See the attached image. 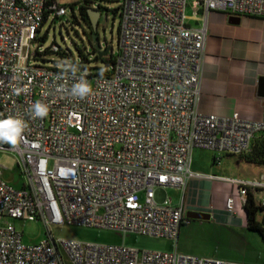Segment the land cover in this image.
Instances as JSON below:
<instances>
[{"label":"built area","instance_id":"built-area-1","mask_svg":"<svg viewBox=\"0 0 264 264\" xmlns=\"http://www.w3.org/2000/svg\"><path fill=\"white\" fill-rule=\"evenodd\" d=\"M189 1L205 14L264 17V0H120L118 53L111 73L101 75L84 72L82 62L67 69L30 62L44 13L50 11L51 19L66 15L56 0H0V119L15 117L26 125L14 146L0 143V152L18 153L24 179L20 188L11 186L0 165V264H65L64 256L69 264H243L55 240L49 230L93 227L176 246L191 210L171 204L166 189H184L199 177L235 185L241 210L248 192L258 191L257 205L264 208V177L233 179L191 169L194 149L248 153L264 121L200 111L207 34L205 27L187 25ZM81 80L91 88L83 98L72 94ZM37 102L47 106L44 118H32ZM225 207L236 212L232 195ZM7 218L40 221L48 237L24 245Z\"/></svg>","mask_w":264,"mask_h":264},{"label":"crops","instance_id":"crops-1","mask_svg":"<svg viewBox=\"0 0 264 264\" xmlns=\"http://www.w3.org/2000/svg\"><path fill=\"white\" fill-rule=\"evenodd\" d=\"M190 10L189 14L185 13L187 25L191 28L205 27L207 34L200 111L220 117H230L236 113L244 120L264 121V17L230 16L216 11L205 14L202 6L194 10L192 3ZM259 138L260 133H257L252 141ZM196 150L202 149H194L192 155ZM215 153L210 164L199 166L192 161V171L233 179L264 177V163L251 162L243 155ZM175 190H181L182 196L179 202L168 197L171 204L178 206L183 203L191 211L207 213L212 223L220 227L247 228L246 216L241 210L242 201L235 185L199 177L187 180L184 189ZM229 195L234 197L236 212L233 213L227 212L225 207ZM257 195L260 197L258 191L254 192V199ZM255 202L257 204L259 200ZM258 221L264 223V212L259 214ZM189 224L180 227L175 249L179 253L196 256L186 240Z\"/></svg>","mask_w":264,"mask_h":264},{"label":"rangeland","instance_id":"rangeland-1","mask_svg":"<svg viewBox=\"0 0 264 264\" xmlns=\"http://www.w3.org/2000/svg\"><path fill=\"white\" fill-rule=\"evenodd\" d=\"M85 1L93 2L91 6L93 4L100 6L98 10L100 17L95 32L80 17L79 8ZM56 3L65 7L66 15L56 18L54 22L48 20L43 24L38 33L39 39L30 43V62L67 69L69 65L83 60V65L87 66L84 70L86 73L109 70L111 57H116L118 53L120 18L117 12L121 4L120 0H56ZM189 5L185 10L186 14L191 12V1ZM94 34L97 35L102 50L110 47L108 55L104 56L103 59H96L97 55L92 41ZM53 43L60 48L59 53L48 51ZM41 51H47L43 55L44 59L34 58L35 53ZM64 52H67V55H64ZM78 66L80 65L78 64ZM78 71L82 70L79 69ZM214 153L196 150L192 155V161L199 166L208 162L210 164ZM18 159L20 160V157L16 152H0V165L6 168L3 171V179L15 188H20L24 182L17 166ZM166 192L174 202L180 201L181 190L168 188ZM255 200H260V197L257 195ZM6 220L18 233H21V242L24 245H35L48 237L47 228L40 221L12 220L9 218ZM0 225H3V222ZM189 225L191 226L189 234L186 235V240L196 256L243 264H264V238L258 232L250 231L244 227H220L213 224L211 220L206 222L191 221ZM189 225L185 226V229ZM49 230L55 240L75 239L97 244L123 245L141 251L163 253L176 251L173 242L164 238L135 234L123 235L107 229L75 225L50 226ZM64 260L65 264H69L65 256Z\"/></svg>","mask_w":264,"mask_h":264},{"label":"trees","instance_id":"trees-1","mask_svg":"<svg viewBox=\"0 0 264 264\" xmlns=\"http://www.w3.org/2000/svg\"><path fill=\"white\" fill-rule=\"evenodd\" d=\"M85 3L91 6V3L93 2L85 1ZM88 8H91V7L80 5L79 13H80L81 19L84 20L89 26V28L92 30L90 20L88 17V13H87ZM99 8L100 6H98L96 10H99ZM49 16H50V11L47 10L43 15V21L41 23L40 30L46 21L50 20L51 22H54L56 18H60V17H54L53 19H51ZM40 30L38 32H40ZM36 39H39V38L37 37ZM52 45H55V43H53ZM48 51L53 52L50 48ZM46 52L47 51L36 52L34 58L38 57V58L44 59L43 55ZM59 52H60V48L58 47V51L54 53H59ZM64 55H67V52L66 53L64 52ZM96 59H103V57L99 58L97 56ZM84 60L87 61L85 58ZM114 60H115V57L112 56L110 60V67H112V65L114 64ZM80 62L83 63V60H81ZM77 64L78 63L76 62L73 65H69L68 68H75ZM35 65L39 67H48V66H43V65H38V64H35ZM48 68H59V67H48ZM97 73L101 75H107V74H110L111 72L108 70H101L100 72H97ZM243 156L251 162H254L257 164L264 163V132H260V138L257 139V141L255 142L252 141L249 152L244 154ZM243 211L246 216L247 229L253 232H258L262 236V238H264V227H262V224L258 221V216L261 212H264V208L256 204L254 196L251 192H248L246 202L243 206Z\"/></svg>","mask_w":264,"mask_h":264},{"label":"clouds","instance_id":"clouds-1","mask_svg":"<svg viewBox=\"0 0 264 264\" xmlns=\"http://www.w3.org/2000/svg\"><path fill=\"white\" fill-rule=\"evenodd\" d=\"M90 91V86L84 80H81L72 88V94L81 98L87 96ZM47 111V106L37 102L31 108L32 118H44L47 115ZM25 127L24 121L19 118L8 117L0 119V143L14 146L22 136Z\"/></svg>","mask_w":264,"mask_h":264},{"label":"water","instance_id":"water-1","mask_svg":"<svg viewBox=\"0 0 264 264\" xmlns=\"http://www.w3.org/2000/svg\"><path fill=\"white\" fill-rule=\"evenodd\" d=\"M83 5L87 6L86 3H84ZM87 13H88V17H89L90 24L92 27V31L95 32L97 29V24H98V20L100 17V12L96 9L88 8ZM105 23H106V19L104 20V25H105ZM92 41H93L94 50L96 51V55L99 58L108 55L110 47H107L104 50H102V47L99 44V40H98L97 35L94 34L92 36ZM186 218L190 221H209L210 215L207 213H204V212L188 211L186 213ZM262 224H264V223H262Z\"/></svg>","mask_w":264,"mask_h":264}]
</instances>
